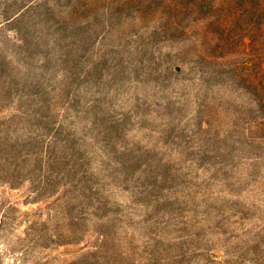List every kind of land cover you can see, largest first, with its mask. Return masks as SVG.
<instances>
[{
  "label": "rangeland",
  "instance_id": "rangeland-1",
  "mask_svg": "<svg viewBox=\"0 0 264 264\" xmlns=\"http://www.w3.org/2000/svg\"><path fill=\"white\" fill-rule=\"evenodd\" d=\"M0 31L3 46L6 37L17 39L1 16ZM103 42L98 38L95 49ZM155 47L158 76L105 68L103 76L75 81L69 94H79L78 105L53 95L54 122L69 130L82 156L73 181L63 174L55 180L58 171L47 162L52 183L35 181L38 158L14 161L7 154L9 142L29 129L9 124L27 107L20 102L26 98L0 105V264H72L99 251L106 264H147L153 252L157 264H264V163L227 162L196 142L180 144L178 133L193 135L198 91L184 68L165 70L170 48ZM55 61L48 79L60 92L63 74L56 73H63V60ZM95 102L109 106V124L121 126L112 132L98 126ZM169 127L176 132L168 140Z\"/></svg>",
  "mask_w": 264,
  "mask_h": 264
},
{
  "label": "trees",
  "instance_id": "trees-1",
  "mask_svg": "<svg viewBox=\"0 0 264 264\" xmlns=\"http://www.w3.org/2000/svg\"><path fill=\"white\" fill-rule=\"evenodd\" d=\"M0 16L17 36L13 43L6 37L7 47L0 42V105L26 98L20 102L27 107L9 124L24 122L29 128L13 142L5 139L11 145L7 154L14 161L38 158L35 181L52 183L45 162L58 171L55 180H63V174L73 181L83 162L69 130L54 122L53 95L59 93L61 102L74 107L80 103L79 94L75 99L69 94L75 81L103 76L114 67L158 76L155 45L161 42L170 48L165 70L184 68L198 91L193 135L178 133L180 144L196 142L227 162L264 163V0H0ZM100 37L104 42L95 49ZM58 59L63 60L58 67L63 73H56L63 74L62 89L55 92L48 78L51 62ZM95 103L98 126L107 132L121 126L108 123L104 113L109 106ZM175 132V127L164 131L168 140ZM119 153L131 157L128 151ZM140 156L135 149L134 164ZM100 252L72 264H106ZM152 255L147 264H157Z\"/></svg>",
  "mask_w": 264,
  "mask_h": 264
}]
</instances>
